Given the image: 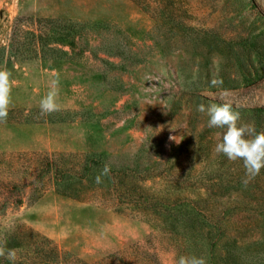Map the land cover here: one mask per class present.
<instances>
[{
    "label": "rangeland",
    "instance_id": "374dc122",
    "mask_svg": "<svg viewBox=\"0 0 264 264\" xmlns=\"http://www.w3.org/2000/svg\"><path fill=\"white\" fill-rule=\"evenodd\" d=\"M0 69L15 264H264V169L245 185L197 110L226 102L264 131V0H0Z\"/></svg>",
    "mask_w": 264,
    "mask_h": 264
},
{
    "label": "clouds",
    "instance_id": "9594fccd",
    "mask_svg": "<svg viewBox=\"0 0 264 264\" xmlns=\"http://www.w3.org/2000/svg\"><path fill=\"white\" fill-rule=\"evenodd\" d=\"M11 72L0 69V121H6L9 107L12 102V80ZM59 94V77L52 81L49 92L39 103L41 113L49 115L59 110L57 97ZM199 112H206L208 127L223 129L220 140L216 143L214 151L222 154L230 161H242L245 168V178L242 181L247 185L252 179L259 175L264 169V131L257 132L254 124H240V113L234 111L229 103L198 105ZM105 170V174H106ZM97 176V182H100ZM0 257H5L12 264L18 259L15 249L0 247ZM178 264H207L203 257L181 256Z\"/></svg>",
    "mask_w": 264,
    "mask_h": 264
},
{
    "label": "trees",
    "instance_id": "16d2710c",
    "mask_svg": "<svg viewBox=\"0 0 264 264\" xmlns=\"http://www.w3.org/2000/svg\"><path fill=\"white\" fill-rule=\"evenodd\" d=\"M189 205L190 206V209H191V211L192 212H196L200 217H201V222L204 224V223H206L207 224V227H209V225L210 226H214V224L211 222V220H209V218L205 215V214H203L202 212H198L196 209H195V207H194V205L191 203V202H189V201H186V202H182V205ZM172 210H174V211H172ZM178 211V209L176 208V204H173L172 206H171V210H170V217H171V219L173 220V219H175V217H174V214H175V212H177ZM172 216H173V218H172ZM204 234H201V236H203ZM212 234H211V232L209 233H206L205 234V236H206V238L208 239V242H209V246H212L213 244H214V241L212 240L213 239V236H211Z\"/></svg>",
    "mask_w": 264,
    "mask_h": 264
},
{
    "label": "crops",
    "instance_id": "0c3cea01",
    "mask_svg": "<svg viewBox=\"0 0 264 264\" xmlns=\"http://www.w3.org/2000/svg\"><path fill=\"white\" fill-rule=\"evenodd\" d=\"M50 122H52V123H53V122H61V121L52 120V121H50Z\"/></svg>",
    "mask_w": 264,
    "mask_h": 264
}]
</instances>
